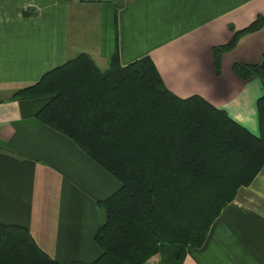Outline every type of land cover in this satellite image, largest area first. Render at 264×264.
<instances>
[{"label": "crops", "instance_id": "crops-1", "mask_svg": "<svg viewBox=\"0 0 264 264\" xmlns=\"http://www.w3.org/2000/svg\"><path fill=\"white\" fill-rule=\"evenodd\" d=\"M258 15L264 0H0V223L27 228L58 263L91 262L100 254L97 202L120 187L36 119L48 97L11 99L16 91L79 53L105 70L117 48L121 65L148 56L169 91L199 95L258 133L261 81L239 78L233 64L260 63L264 25L222 53L218 73L212 53ZM180 264H264V165Z\"/></svg>", "mask_w": 264, "mask_h": 264}, {"label": "trees", "instance_id": "trees-1", "mask_svg": "<svg viewBox=\"0 0 264 264\" xmlns=\"http://www.w3.org/2000/svg\"><path fill=\"white\" fill-rule=\"evenodd\" d=\"M263 25L264 15H258L227 43L212 47L216 73L222 53ZM233 71L261 81L258 133L199 95L169 91L148 56L121 65L117 48L105 70L79 53L11 96L48 97L36 119L120 181L97 202L102 219L94 241L100 254L67 264H154L169 246L175 250L172 264H180L187 247L203 244L221 209L264 165V67L236 62ZM0 264L61 263L24 226L0 223Z\"/></svg>", "mask_w": 264, "mask_h": 264}, {"label": "rangeland", "instance_id": "rangeland-1", "mask_svg": "<svg viewBox=\"0 0 264 264\" xmlns=\"http://www.w3.org/2000/svg\"><path fill=\"white\" fill-rule=\"evenodd\" d=\"M262 60L263 59H261V61ZM100 222H101V220H100ZM174 252H175V250H173L170 246L169 247L162 248L161 253H160V256H158L159 259L154 264H172L173 261H174V255H173Z\"/></svg>", "mask_w": 264, "mask_h": 264}, {"label": "water", "instance_id": "water-1", "mask_svg": "<svg viewBox=\"0 0 264 264\" xmlns=\"http://www.w3.org/2000/svg\"><path fill=\"white\" fill-rule=\"evenodd\" d=\"M260 66L264 67V59L260 62Z\"/></svg>", "mask_w": 264, "mask_h": 264}]
</instances>
